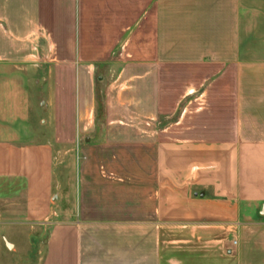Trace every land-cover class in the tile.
<instances>
[{
    "label": "crops",
    "instance_id": "1",
    "mask_svg": "<svg viewBox=\"0 0 264 264\" xmlns=\"http://www.w3.org/2000/svg\"><path fill=\"white\" fill-rule=\"evenodd\" d=\"M7 180L39 264H264V0H0Z\"/></svg>",
    "mask_w": 264,
    "mask_h": 264
},
{
    "label": "rangeland",
    "instance_id": "2",
    "mask_svg": "<svg viewBox=\"0 0 264 264\" xmlns=\"http://www.w3.org/2000/svg\"><path fill=\"white\" fill-rule=\"evenodd\" d=\"M35 113L25 114L29 117L26 125L35 122ZM22 191L10 180L0 185V264H39L44 253L47 228L25 223Z\"/></svg>",
    "mask_w": 264,
    "mask_h": 264
},
{
    "label": "water",
    "instance_id": "3",
    "mask_svg": "<svg viewBox=\"0 0 264 264\" xmlns=\"http://www.w3.org/2000/svg\"><path fill=\"white\" fill-rule=\"evenodd\" d=\"M6 247L9 248L10 247V244L6 243Z\"/></svg>",
    "mask_w": 264,
    "mask_h": 264
}]
</instances>
